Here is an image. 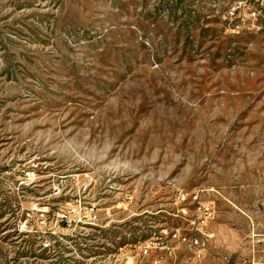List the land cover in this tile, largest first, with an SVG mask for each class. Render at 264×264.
<instances>
[{
  "label": "rangeland",
  "instance_id": "obj_1",
  "mask_svg": "<svg viewBox=\"0 0 264 264\" xmlns=\"http://www.w3.org/2000/svg\"><path fill=\"white\" fill-rule=\"evenodd\" d=\"M197 187L264 264V0H0V264H160Z\"/></svg>",
  "mask_w": 264,
  "mask_h": 264
},
{
  "label": "built area",
  "instance_id": "obj_2",
  "mask_svg": "<svg viewBox=\"0 0 264 264\" xmlns=\"http://www.w3.org/2000/svg\"><path fill=\"white\" fill-rule=\"evenodd\" d=\"M205 191L204 187H197L190 192L180 193L179 200L182 205L181 211L184 215H189V209L187 204H193L194 214L191 215L190 223L192 227L189 231H181L180 227L173 228L170 232L167 229H163L159 236V243L161 248L165 249V256L159 259L160 264H169L165 262L168 258H174L172 264H208L206 262L209 250H210V238L211 233L206 230V225L211 215L213 214V206L210 202L202 201L201 197ZM94 208L91 207V212ZM58 215L61 216V220L68 218L66 213L59 212ZM96 219L97 216L94 215ZM175 241L184 246V254L180 261L176 260L177 257L174 246H170L168 241ZM156 244V243H150ZM45 248L49 247V243L45 242L43 245ZM141 248L143 254H148L150 252V245L144 244L141 246H135Z\"/></svg>",
  "mask_w": 264,
  "mask_h": 264
},
{
  "label": "bare ground",
  "instance_id": "obj_3",
  "mask_svg": "<svg viewBox=\"0 0 264 264\" xmlns=\"http://www.w3.org/2000/svg\"><path fill=\"white\" fill-rule=\"evenodd\" d=\"M153 238V237H152ZM157 239L158 240H156V241H151V243H157V241H159V237H157ZM152 240V239H151ZM145 242V241H144ZM137 243V242H136ZM142 243H139V246L141 245ZM146 244H147V242H146ZM124 247V246H123ZM123 247H120V250H123Z\"/></svg>",
  "mask_w": 264,
  "mask_h": 264
}]
</instances>
